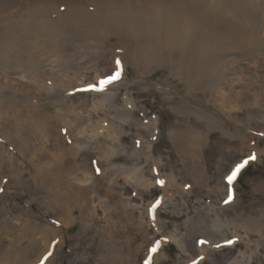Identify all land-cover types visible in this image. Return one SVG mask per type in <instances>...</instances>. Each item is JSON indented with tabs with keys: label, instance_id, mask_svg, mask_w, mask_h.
<instances>
[{
	"label": "bare ground",
	"instance_id": "bare-ground-1",
	"mask_svg": "<svg viewBox=\"0 0 264 264\" xmlns=\"http://www.w3.org/2000/svg\"><path fill=\"white\" fill-rule=\"evenodd\" d=\"M95 3L122 13H84ZM22 6L58 10L46 20L20 17L16 29L0 23V264H160L171 242L188 257L178 264H250L264 255L263 216L240 208L243 169L226 182L237 164L264 154L253 141L264 136V74L238 77L262 68L253 22L264 0H0V12ZM118 48L134 81L126 71L102 93L81 91L111 76L117 60L123 66ZM158 72L161 82L152 79ZM153 84L169 86L160 91L175 118L169 139L179 160L171 168L183 170L169 174L155 151L161 120L143 97ZM218 134L254 144L240 150L245 156L231 152L239 155L210 186ZM187 176L194 180L180 182ZM256 190L264 194V183ZM166 208L189 216L182 231L169 232Z\"/></svg>",
	"mask_w": 264,
	"mask_h": 264
},
{
	"label": "rangeland",
	"instance_id": "rangeland-1",
	"mask_svg": "<svg viewBox=\"0 0 264 264\" xmlns=\"http://www.w3.org/2000/svg\"><path fill=\"white\" fill-rule=\"evenodd\" d=\"M84 7H85L84 13H92V14H94L95 9H97L98 14L103 13V12L119 13L120 14V13H122V9H123V8H120L119 10H117V8L111 3L101 4L98 8L96 6V3L84 5ZM57 10H58V8L56 6H53L49 10H43V11H38L36 8H32V7L8 8L7 10L0 12V23H2L4 25V27L16 29L18 24H19L20 17L22 18L21 24L24 23L26 20L33 19V16H36L42 20H46V19H48V17L51 14H53ZM70 10H73V8H71ZM258 14L256 16V20H254V22H253V28H254L253 29V35L255 34L256 40L258 38L264 42V13L262 14V12H260V14L259 15ZM261 14H262V16H261ZM72 17L73 18H69V17H62V18L66 19V20H73V19L78 18L75 15H73ZM0 32H1V30H0ZM124 34H126V36L135 35V31H130L127 33H125V32L121 33V36L119 33V36L123 37ZM44 44L45 45L47 44V39H46V42ZM53 47H54V45L49 46V51H51L53 49ZM239 49H240V45H236L233 47L232 52L236 53ZM157 51H158V53H161V50H157ZM251 51H253V52H251ZM251 51H250V53L253 55V58H252L253 61H256L258 58H261V56L259 55V52L262 53V48H260L259 43H258V45L254 46L251 49ZM111 52H113L114 55H116L115 50H111ZM117 53L121 54L120 59L123 62V66L119 69L120 77L123 76V73L125 75L126 71L129 73L131 72L133 74L132 70H130V69L127 70V68H126L127 62L124 58L125 49L124 48H118ZM111 65H113V63H111ZM261 66H262V68L259 67L258 64L252 65V70L250 72H244V73L238 75V77L242 80H247V79H249L252 76H255L257 74H261V73L264 74V50H263V57H262ZM116 71H117V69H111L105 75H113ZM131 73H130V82L132 83L134 81V78H132ZM164 75L165 74H163L162 72H158L152 77V79H153V81L158 80L159 82H161L160 80L166 78V76H164ZM171 83L172 84H170L169 86H171L172 90L175 92L172 96L178 97L179 91H180V86L174 80H171ZM169 86H163V85H156L155 86L153 84L151 86V90L153 91V93H150V94L143 96L147 99V101H149L145 104L146 107L148 108L149 114L153 113V114L159 116V118L161 120L160 122H161L162 133L158 137L159 140H157V142H156L155 151H156L157 155L161 156V158H163L165 163H166V167H165L166 169L164 171L166 174H169L173 170L179 169V171H180V168H181L177 165H176L177 167L175 166L173 169L171 168L175 164H177V162L179 160V158L176 157L175 152L172 151V149L170 147V139H169L170 125L175 123V118L171 115L170 111H168L166 109L167 105L163 102V96H162L164 94L160 91L161 88H166ZM105 91H107V90H105ZM133 91H134L135 99L140 100L141 95H139V92L136 91V88H133ZM102 92H104V91H102ZM102 92H97V93H102ZM242 93H240V94H242ZM260 94H261L260 103L264 104V90L261 91ZM70 96H73V95H70ZM121 98L124 101H126L128 99L127 96L124 97V95ZM155 100H156V103L150 102V101L154 102ZM256 106H258V105H256ZM240 111L241 112H239V120L245 122L246 112H245V110H240ZM255 125H256L255 123L254 124L252 123L251 128L254 129ZM227 126H228V124H227ZM126 132H127V135L130 136L131 133H134V130H133V128H132V130L129 128H126ZM129 136H127L125 138V143H127L129 146H131L132 142H131V138ZM254 138L255 139L253 141L257 143L256 145H259V148L264 149V136H258L257 135V136H254ZM213 139L214 140H211L210 142H213V144L215 145L214 150L216 153V157H215L214 167H212V169L208 170V173L211 176V180H210V184H209L210 186H212L218 182V180H219L218 177L220 176L219 171H221V169L223 171H225L226 168L228 167L227 166L228 163L230 161H232L234 158L236 159L237 156L239 155V154H237V156L233 158V157H231L232 155L230 156L231 152L236 154V152H238V149H239V153H240L241 149H244V148L249 147V146L254 144V143H250V145L248 146V144H240L238 142H232L227 138L226 139L223 138V136H221L219 134H218L217 138H213ZM219 139H222L223 141L221 142ZM245 145H246V147H245ZM230 148H233V149L230 150ZM222 155L223 156L226 155V156L222 157ZM240 156H245V155L241 154ZM250 162L251 163L244 165L245 167L242 168L243 171H241L239 173L238 178H237V193H238L239 198H240V208L244 211H247L252 216H263V220H264V194H263V192L256 190V188L258 186H260V184L264 183V154H262L260 156L258 161L256 160V161H250ZM181 170H183V169L181 168ZM185 180L192 181L194 179L187 176L186 179H184V180L182 179V180H180V182H183ZM216 193H217V191H215V194ZM196 198H197L196 194L191 195L190 202H189L190 206H193V202L196 201ZM194 212L195 211H193V213L190 216H192L194 214ZM161 218L163 219V221L167 222V224L169 226V228H168L169 232H172V230L176 227L180 231H182V228L184 227L185 222L188 221L189 216L184 214L181 217H177V216H175L174 213H171V210L169 208H166L163 210ZM76 226L79 227V225H76ZM73 229H74V233H75L78 228H73ZM190 229H191V234L193 233V235L197 232L194 227L186 226V233L189 234ZM72 230L69 229L67 234L72 235V233H73ZM186 237H187V235L184 236V238H186ZM187 239H188V243L191 244L193 247L194 237H191V242H190L188 237H187ZM67 242H68V244H66V247L71 245L70 241H67ZM165 250H166L165 251L166 252V256H165L166 258L164 257L165 258L164 261H161L160 264H178L179 258H181V260L188 259L187 255L185 253L183 254L182 251L178 248V246L173 242L166 245ZM250 264H264V255L259 254L256 257H254V255H253L251 257V263Z\"/></svg>",
	"mask_w": 264,
	"mask_h": 264
},
{
	"label": "snow or ice",
	"instance_id": "snow-or-ice-1",
	"mask_svg": "<svg viewBox=\"0 0 264 264\" xmlns=\"http://www.w3.org/2000/svg\"><path fill=\"white\" fill-rule=\"evenodd\" d=\"M116 65H117V71L107 77L106 79H101L99 82H98V85H88L86 88L84 89H81V91H96V92H102L104 91L105 87L111 83H113L114 81L118 80L120 78V67H121V62L119 60L116 61ZM255 157L254 156H250L248 157V160H252L254 159ZM248 160H245L239 164H237L235 166V168L232 169L231 173L226 177V182L227 184L230 186L232 184V182L235 180L237 174L240 172V170L244 167L245 164L248 163ZM97 172H99V169H97ZM158 183L160 184H163V181H158ZM229 200L232 198L231 197V187H229ZM226 203L228 201H225ZM158 203V202H157ZM153 208H155V205H153ZM149 211L151 212L152 209H149ZM200 243H204V241H201ZM228 244H231L233 243L232 241H227ZM157 248H158V244L156 246H154L151 251L152 252H156L157 251ZM41 264H43V262H41ZM145 264H149V261H145Z\"/></svg>",
	"mask_w": 264,
	"mask_h": 264
}]
</instances>
